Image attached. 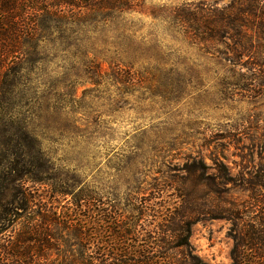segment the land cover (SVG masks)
<instances>
[{
	"label": "rangeland",
	"instance_id": "rangeland-1",
	"mask_svg": "<svg viewBox=\"0 0 264 264\" xmlns=\"http://www.w3.org/2000/svg\"><path fill=\"white\" fill-rule=\"evenodd\" d=\"M230 1L139 0L125 20L135 27L136 43H144L147 55L134 67L139 84L118 100L114 85L91 84L82 67L68 59V42L61 39L49 45L35 69L24 67L18 86L34 88L39 96L46 92L50 99L17 106L21 123L37 137L50 166L44 184L27 183L34 210L62 212L80 191L91 204L113 205L109 209L121 222L136 221L138 235L127 248H154L161 214L179 194L176 184L196 179L195 195L180 192L207 213L192 226L190 246L203 264H230L228 210L243 206L252 215L264 205V88H252L254 93L249 86L230 85L239 77L237 68L168 32L160 17L184 3L224 6ZM97 42L87 40L90 54L100 52ZM194 160L207 166L204 179L190 177L187 168ZM163 180L166 190L159 192ZM65 189L69 196L59 193ZM76 213L79 220L87 217L86 208ZM22 226L18 218L14 230L0 234V245ZM92 227L85 223L86 233L93 234L91 244L78 247L108 248ZM49 233L45 262L63 264L62 252L77 247L64 242L60 229ZM100 235L109 242V233ZM174 257L181 259L178 253Z\"/></svg>",
	"mask_w": 264,
	"mask_h": 264
},
{
	"label": "trees",
	"instance_id": "trees-1",
	"mask_svg": "<svg viewBox=\"0 0 264 264\" xmlns=\"http://www.w3.org/2000/svg\"><path fill=\"white\" fill-rule=\"evenodd\" d=\"M138 2L0 0V79L5 78L0 82V234L14 230L18 218L23 220L15 237L8 235L0 245V264H49L45 262L49 248L43 245L50 228L60 229L64 242L77 247L62 252L63 264H203L189 239L192 226L207 218V213L180 193L188 190L189 196L195 195L196 179L176 184L179 194L161 214L153 237L156 248H127V241L138 235V226L136 221L121 222L117 211L110 210L113 205L91 204V197L82 199L78 191L62 212L49 213L46 206L47 210H34L35 199L27 186L44 184L50 166L37 137L21 123L17 106H34L50 99L46 92L39 96L34 88L18 86L24 67L35 69L49 45L61 39L68 42V59L82 67L92 85L112 84L117 100L122 98L128 87L139 84V69L134 67L141 66L147 55L144 43H136L135 27L125 20V14ZM160 17L166 20L168 32L237 68L239 77L230 85L249 86L252 92L264 88V0H231L224 6L184 3ZM87 40H100V52L90 54ZM52 92L51 100L56 99L55 89ZM206 167L203 161L194 160L187 171L190 177L204 179ZM161 182L159 192H164L166 181ZM59 193L70 195L66 189ZM79 208L87 210L84 220L77 218ZM244 208L228 210L227 221L232 223L230 264H264V205L252 215H246ZM140 211L146 216V209ZM84 221L93 224L98 242L108 248H79L90 245L93 235L86 233ZM102 232L109 233V242L100 239ZM176 253L181 259H175Z\"/></svg>",
	"mask_w": 264,
	"mask_h": 264
}]
</instances>
